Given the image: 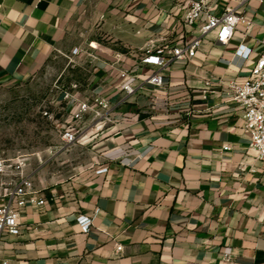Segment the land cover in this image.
Listing matches in <instances>:
<instances>
[{"label": "crops", "instance_id": "obj_1", "mask_svg": "<svg viewBox=\"0 0 264 264\" xmlns=\"http://www.w3.org/2000/svg\"><path fill=\"white\" fill-rule=\"evenodd\" d=\"M188 2L0 0V87L71 48V30L85 19L93 25L89 49L100 58L93 88L112 93L121 66L148 71L141 64L148 42L193 35L183 20ZM229 3L217 0L214 12ZM248 15L249 33L239 26L221 43L211 32L194 58L171 63L158 88L170 100L169 118L139 110L150 99L148 85L122 105L135 113L129 126L82 147L89 157L77 175L48 186L36 180L46 202L21 209L19 231L0 238V264H264V162L247 153L243 108L218 82L242 79L258 56L264 1H253ZM241 42L253 47L242 64L234 54ZM129 151L131 162L122 158ZM94 213L83 230L78 216Z\"/></svg>", "mask_w": 264, "mask_h": 264}, {"label": "built area", "instance_id": "obj_2", "mask_svg": "<svg viewBox=\"0 0 264 264\" xmlns=\"http://www.w3.org/2000/svg\"><path fill=\"white\" fill-rule=\"evenodd\" d=\"M217 0H189L185 9L184 23L191 27L193 35L182 42L173 44L162 42L155 44L148 42L142 48L141 64L148 69L141 73L129 66L118 68V82L112 93H102L95 88L81 92L75 89L63 91L66 100V113L60 128L62 148H69L74 144H87L108 133L119 132L129 126L135 119L130 110L122 108L123 103L146 86L151 85L148 104L140 107V111L159 116L166 113L170 117V100L163 96L158 88L165 83V76L169 66L177 59L194 58L200 48L204 36L214 32L215 40L227 43L235 34L239 26L249 33L254 26V19L248 15V8L253 1L264 0H234L226 4L220 13L214 12ZM260 50L253 61L250 71L242 79L236 77H219L218 82L228 95L243 108V126L249 133L247 153L254 155L264 162V24L263 31L258 37ZM84 48L75 45L71 54L78 55ZM253 50L246 43H239L235 49V57L239 63H244ZM86 51V50H84ZM212 79H205L202 88L203 97L208 96ZM224 145L223 149H228ZM130 151L125 152L123 160L132 161ZM29 156L17 154L14 157L0 156V238L3 234H15L21 226V209L28 205L41 206L46 202L44 187L39 186L31 172L27 170ZM242 169L247 166L241 162ZM106 165L96 168L97 173H103ZM56 195L55 192L52 193ZM98 210H95V213ZM93 215L80 214L78 221L82 229L87 231L92 224ZM122 245H117L121 250ZM7 263V260L4 261Z\"/></svg>", "mask_w": 264, "mask_h": 264}, {"label": "rangeland", "instance_id": "obj_3", "mask_svg": "<svg viewBox=\"0 0 264 264\" xmlns=\"http://www.w3.org/2000/svg\"><path fill=\"white\" fill-rule=\"evenodd\" d=\"M91 28L80 19L71 30L70 47L81 45L86 51L74 55L71 48L56 50L28 78L0 87V156L28 155L27 170L42 185L77 175L89 157L85 144L62 148L60 128L67 105L63 91L74 84L81 92L92 89L99 73L100 58L89 49ZM102 43L113 42L102 37Z\"/></svg>", "mask_w": 264, "mask_h": 264}]
</instances>
